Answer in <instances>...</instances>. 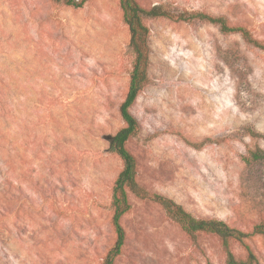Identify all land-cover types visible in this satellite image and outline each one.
<instances>
[{
    "label": "rangeland",
    "instance_id": "374dc122",
    "mask_svg": "<svg viewBox=\"0 0 264 264\" xmlns=\"http://www.w3.org/2000/svg\"><path fill=\"white\" fill-rule=\"evenodd\" d=\"M221 16L264 43V0H137ZM147 81L125 147L136 180L197 218L244 234H187L161 204L128 191L114 264H264V49L240 31L156 17ZM118 0L75 8L0 0V264H102L115 241L111 198L122 161L109 136L134 54Z\"/></svg>",
    "mask_w": 264,
    "mask_h": 264
},
{
    "label": "trees",
    "instance_id": "16d2710c",
    "mask_svg": "<svg viewBox=\"0 0 264 264\" xmlns=\"http://www.w3.org/2000/svg\"><path fill=\"white\" fill-rule=\"evenodd\" d=\"M55 3L82 7L87 0H53ZM122 12V17L129 31L128 46L134 54L132 69L129 74L128 88L124 100L121 102L119 111L125 123L116 133L109 136L108 149L116 153L122 161V168L117 174L111 198L112 217L111 222L115 231V241L107 251L102 260V264H114L115 258L120 255L124 244L125 232L120 223L121 217L127 213L131 204L128 200V191L140 198H150L161 204L167 216L178 223L181 228L190 236L197 232H210L219 236L223 241L233 237L242 241L244 234L239 230L229 227L224 221L215 218H197L187 212L181 205L172 199L152 194L144 190L136 180V160L135 157L125 147V142L134 136L138 130V121L131 113L130 107L137 95L147 81V66L149 63L148 35L149 29L145 24L146 19L156 17H168L175 20L189 21L193 19L205 20L219 24L223 31H240L246 42L253 46L264 49V43L254 40L248 31L241 27H229L225 19L221 16L214 17L202 12H190L188 14L169 12L164 4H153L144 7L137 0H118ZM251 157L254 160L264 157L263 151H253ZM264 235V226L258 227ZM226 264H260L256 256L248 251L244 260H237L229 254Z\"/></svg>",
    "mask_w": 264,
    "mask_h": 264
}]
</instances>
